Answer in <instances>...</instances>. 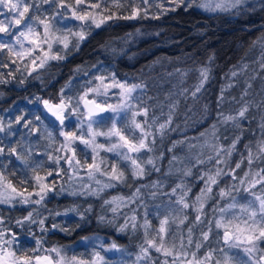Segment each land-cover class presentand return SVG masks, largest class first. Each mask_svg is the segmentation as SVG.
<instances>
[{"label": "snow or ice", "instance_id": "1", "mask_svg": "<svg viewBox=\"0 0 264 264\" xmlns=\"http://www.w3.org/2000/svg\"><path fill=\"white\" fill-rule=\"evenodd\" d=\"M172 8H164L163 0L161 3H155V0H0V9H7L5 14L12 15V19H0V58L7 57L12 64L18 62L24 63L23 71L28 72V77L21 79L19 84L23 85L29 77H32L38 70L45 69L50 66L52 61H65L73 52H79L81 46L86 43L95 33L96 30H104L112 26L115 21L119 20H135L141 17H147L149 9L157 7L161 10V14L167 11H175L177 8L186 6L188 8L199 7L208 12H226L236 11L242 13L245 11H254L257 6L264 11V0H167ZM55 6L50 15L38 14L32 15V10L40 12L44 6ZM143 6V7H142ZM130 9V11H129ZM154 19L159 16H153ZM64 22V26H60V22ZM71 21L78 22L74 27H68L67 23ZM16 28L15 32L12 29ZM139 31V30H137ZM130 35V34H129ZM112 41H105L99 45L102 50H107ZM259 44L262 52L260 56L259 67L264 69V34L253 42ZM113 51H115L113 49ZM14 58V59H13ZM215 57L208 56V64H202L194 71L198 72L197 82L193 85L190 95L193 101L198 100V95L205 88L206 83L211 79L212 69L209 66L213 63ZM30 62V64H29ZM100 64H92L90 68L83 65H76L72 69L75 76L83 73L84 76H90L91 70H98L99 74L87 79L82 85L83 91L76 97L66 96L65 90L70 89L72 77L60 88L58 99L59 102H53L50 99L36 97L37 101H42L44 109L59 121L60 136L63 141L58 148L53 147L56 143V137L52 131L47 128L41 132L40 128L34 126L33 121L24 119L21 116L16 117L15 123L24 124L29 129L28 135L36 133L41 139L49 141L48 147L52 151L45 152L47 161L51 165L46 169V161L36 162L33 160L31 151L27 154H21L22 145L18 142L15 147L0 146V155L6 151L9 156L15 155L16 159L21 161L26 169L31 172L30 177H25L19 181L20 185L25 187L18 188L12 180L0 171V204L11 205L19 202L24 205H38L43 207L44 202L49 198L50 193L56 195L68 192V195H88L99 197L105 189L113 188L117 184H125L129 187V179L136 181L149 174V170L156 172L161 171L157 167L156 161L159 157L149 155L147 159H143L145 153H153L155 151L156 137L161 140L165 138L167 133L178 131L173 128L174 118L179 108V101H172L168 104L167 118L160 123V117L154 114L150 115L153 108H163L162 102L149 105V101L156 98L148 96L143 99L148 91L146 81L140 80L136 83H129L127 78L121 80L116 72H109L105 68H98ZM0 66L8 67L0 59ZM248 65L242 64L239 68L233 65L226 78H237L246 69ZM17 71H21L17 67ZM190 70L176 69V73L183 80ZM14 77V73H10ZM169 76L173 73H169ZM39 78V77H35ZM255 79V76L252 77ZM10 81L5 79L3 73H0V84H6ZM233 87L232 83L222 86L220 95L217 97V108H220L225 101V92L228 88ZM251 83L246 81L245 87L240 94V99L232 100L241 106L235 114L224 115L222 111L216 114V121L205 129L198 137L185 136L182 140L173 141L169 152L173 151L177 145L188 143L192 139H204V143L199 145L202 149L201 153L194 157L195 164L183 170L184 176H192V167L195 165H205L208 162L215 161V170L209 169L202 172L197 178L203 181V187L199 194L191 203L188 200V193L191 188L181 182L171 189V195L176 196V200L169 201V207L179 205L177 212L168 211L164 215L157 212L156 219L158 225H154L148 218L149 210L147 205L141 201L139 206L145 208L143 220L141 222L137 210L132 209V214L127 215L122 212L128 208L129 204L141 198V189L147 188L149 185H140L135 188L130 196H114L103 201L102 209H107L112 213L111 218L106 215H100L97 220L101 223L115 225L123 215V223L116 227V231L125 233L131 229L135 234L138 230H143V241L138 244V252L135 256L133 264H264V167L256 168L255 165L260 163L264 165V98L259 104L253 105L251 101H246L245 97L249 95ZM264 91V88H262ZM139 94V95H138ZM171 93L165 97L171 100ZM180 95L185 100L188 99L189 89H182ZM115 98L116 103H109V99ZM83 105V108L81 107ZM255 106L261 109L260 136L244 143L246 129L242 125V121L248 119L250 107ZM161 116H164L161 110ZM210 115L208 104L203 106V115L201 120L207 119ZM75 117V127L67 130L71 118ZM191 118L186 117L185 126H190L188 121ZM110 124L106 127H97L101 122ZM35 122L40 123L41 117L37 115ZM199 123V121H195ZM231 124L237 130L230 144L221 143L219 136V128L221 125L227 126ZM87 125V132L84 126ZM12 122L7 126L0 120V133L11 134ZM99 137L105 138V143L99 142ZM227 140V137H224ZM114 141V142H113ZM243 143L244 151L240 155V159L235 162V167H231L233 154L237 151L238 146ZM78 145H83L85 154L90 150L91 159L81 160L78 158ZM197 145L189 144V149L196 148ZM207 149L209 155L205 158L203 150ZM63 151L64 155L59 153ZM246 152V155L244 154ZM70 153V154H69ZM101 153H113L116 159L110 160ZM164 155L163 152L160 154ZM179 158L173 156L169 161L172 165ZM247 162L248 170L243 172V176L239 175L238 169ZM30 164L32 165L30 168ZM62 164H67L71 170L69 176L70 181H81L79 191L66 189L61 184L59 191H56V182L53 180L49 183V179L54 175L63 176L65 169ZM54 165V167H52ZM222 165L224 167H222ZM227 168V171L225 170ZM81 170H84L89 183H83V177L80 176ZM131 173V176L127 172ZM43 173V174H41ZM171 173V168L169 173ZM11 175H15L12 173ZM106 177V180L97 179V176ZM224 179L230 178L232 181H238L239 187L235 183H226L225 187L220 188L218 195L221 200L228 198L233 202L227 207H217L214 211L220 213L217 219H209L207 230L200 232L199 238L193 236L194 228L204 221L205 204L213 199L214 188L219 187ZM92 182L97 186L92 187ZM153 188H160L162 185L159 181H154L150 185ZM259 186V192L257 187ZM31 187V191H29ZM246 193L251 199L244 204L237 203L236 195L233 193ZM153 197L156 193H151ZM33 197H36L33 199ZM163 205H158L159 209ZM239 207V214L230 212L232 209ZM185 209L195 211V221L187 228V236L185 237L180 226L188 220V216L180 215ZM93 212V207L89 205L83 212L78 207H70L65 209L64 213H49V215H67L68 213H77L81 220L86 218L87 213ZM229 214L231 219H226L225 214ZM48 218L40 214L39 208H33L24 215L15 220L17 226H29V235L34 234L30 231L31 226L38 225L41 233H48L50 230H59L60 232L70 233L73 229L64 227L58 223H52L51 229L46 225ZM213 223L216 229H222V236L216 232V242H223L220 248H209V250L201 256L199 253L207 245L212 238ZM176 225L177 231L173 232L172 226ZM80 225L77 224L76 227ZM11 233V235H9ZM82 239H89L83 237ZM35 247L30 249L23 248L17 242V234L12 229L6 227L5 218L0 215V264H111L100 250L93 249L90 254L73 255L69 257L66 254L64 245L52 246L45 248V239L41 235L34 236ZM102 250L107 252L124 253L126 249L112 242L106 248L101 245ZM231 249H241L246 259H240L238 256L230 254ZM153 252L158 253V257L153 256ZM120 264H124L123 261Z\"/></svg>", "mask_w": 264, "mask_h": 264}, {"label": "trees", "instance_id": "2", "mask_svg": "<svg viewBox=\"0 0 264 264\" xmlns=\"http://www.w3.org/2000/svg\"><path fill=\"white\" fill-rule=\"evenodd\" d=\"M162 0H155V3H161ZM164 8H172L167 0H163ZM55 6L44 5L40 12L32 10V15L46 14L50 15ZM143 7V6H142ZM130 11V9H129ZM153 16H159L154 19ZM78 22L71 21L67 23L68 27H74ZM60 26H64V22H60ZM139 30V31H137ZM130 34V35H129ZM264 34V11H261L257 6L254 11H245L237 13L236 11L226 12H206L199 7L188 8L182 6L175 11H167L161 14V10L157 7L149 9L147 17H141L135 20H119L115 21L111 27L104 30H96L94 35L81 46L79 52H73L71 56L65 61H52L50 66L38 70L32 77H29L26 82L21 85L19 81L28 77V72L23 71L24 63L18 62V64H12L10 60L5 57L0 59L4 63L8 64V67L0 66V73H3L5 79L10 82L6 84H0V120L5 126L12 122L11 134L0 133V146L15 147L19 142L22 147L20 148L21 154H27L31 151L33 154V160L39 162L41 160L46 161L45 168L47 169L51 162L47 161L45 152L52 151V148L48 147L49 141L41 139L36 133L31 136L28 135L29 129L24 124L15 123L16 117L21 116L26 120L33 121L34 126L40 128L41 132L46 137L47 133L44 129L47 128L52 131L56 137V143L53 147L58 148L63 141V137L60 136V125L53 121L43 110L41 105L42 101H37L36 97L40 96L43 99H50L53 102H58V95L60 88L72 77V83L70 89L65 90L66 96L76 97L83 91L82 85L85 84L87 79L99 74L98 70H91L90 76H84L83 73L78 76L73 75L72 69L76 65H83L85 68H90L92 64L100 62L98 68L102 67L109 72H116L118 78L123 80L127 78L129 83H136L140 80H144L147 83L148 91L143 99H147L148 96L156 99L149 101V105L156 104L157 102L163 103V108H153L150 111V115L154 114L160 117L159 122L162 123L167 118L168 104L172 101H179V108L174 118L173 128L178 127V131L169 132L163 140L159 136L156 137L155 151L153 153H145L143 159H147L149 155L159 157L156 161V165L161 171L156 172L149 170V174L139 180L133 181L129 179V187L125 184H117L113 188L105 189L99 197L88 195H68V192L56 195L50 193L49 198L44 202L43 207L38 205H24L18 201L11 205L0 204V215L5 218L6 227L12 229L17 234V242L22 245L23 248L30 249L35 247L34 236H44V247H52L54 245H64L66 247V254L71 257L73 255L90 254L93 249L100 250L101 254L105 258L111 261V264H120V260L115 255L106 254L100 246L94 241L79 242L83 237H102L110 242H115L119 246L124 247L126 251L124 253L130 255L131 253H137V245L143 241V230H138L135 234L131 232V229L125 233L117 232L115 229L120 223H123V215L120 216L115 225L107 223H101L97 220L100 215H106L111 218L112 213L107 209H102L101 205L106 199H110L114 196H130L136 187L140 185H149L147 188L141 189V198L135 202L129 204L128 208L123 209L122 212L131 215L132 209L137 210V214L142 222L145 208L139 206L141 201L144 205H147L149 210V219L154 225H158L156 219L157 212L160 215L166 214L168 211L177 212L179 205H173L169 207L168 202L175 201L176 196L171 195V189L183 182L191 188L188 193V200L191 203L195 200L199 194L200 189L204 186L203 181L197 177L209 169L215 170V161L206 163L205 165H195L192 167V176H184L183 170L191 165L195 164L194 157L201 153L202 149L199 145L204 143V139L199 140L192 139L188 143L183 145H177L176 148L169 152L173 141L182 140L187 137H198L205 129H209L210 126L216 121V114L218 111H222L224 115L235 114V112L241 106L232 100L235 97L236 100L240 99V94L245 87V82L251 83L249 89V95L245 97L246 101H251L253 105L259 104L264 98V69L259 67L260 56L262 49L257 43L253 46V42ZM111 40L112 43L107 50H102L99 45L105 41ZM113 49L115 51H113ZM213 55L215 60L209 66L212 69L211 79L206 83L205 88L198 95V100L193 101L190 92L193 85L197 82L198 72L194 69L198 68L202 64H208V56ZM14 59V58H13ZM247 64L248 68L237 78H226L225 74L230 72L233 65L239 68L242 64ZM30 64V62H29ZM17 67L21 71H17ZM176 69L190 70L187 76L181 80L179 74L176 73ZM10 73H14V77L10 76ZM169 73L173 75L169 76ZM255 76V79L252 77ZM39 77V78H35ZM232 83L233 87L228 88L225 92L224 104L217 108V97L220 95V89ZM189 89L188 99L185 100L180 95L182 89ZM171 93V100H166L165 97ZM139 95V94H138ZM109 103H116L115 98H111ZM209 105L210 115L207 119L201 120L203 115V106ZM161 110L164 116H161ZM261 109L252 106L249 109L248 119L242 121L243 127L246 129L244 143L248 140L255 141L260 136V129L258 124L260 122ZM39 115L41 122L36 123L35 117ZM186 117L191 118L188 123L190 126H185ZM195 121H199L196 123ZM75 117L71 118L68 122L70 127L67 130H72L75 127ZM110 124L101 122L96 125L97 127L106 128ZM85 133L87 132V125L84 126ZM237 130L231 124L219 128V136L221 143L227 145L231 143ZM227 137V140L224 139ZM99 142L105 143L104 137H99ZM114 142V141H113ZM189 144L197 145L196 148L189 149ZM244 151L243 143L238 146L237 151L233 154L231 161V167H235V162L240 159L241 153ZM161 152L164 153L161 156ZM60 155H64L61 151ZM70 154V153H69ZM246 155V152L244 153ZM110 160L116 159L113 153H101ZM209 155L207 149L203 150V156L205 158ZM173 156L179 159L172 165L169 161ZM78 158L81 160L88 159L90 162L91 153L90 150L85 154L83 145H78ZM32 165L30 164L29 168ZM54 167V165L52 166ZM65 169L63 176L54 175L49 179V183L54 180L56 182V191H59L61 184L68 189L79 191L81 181H70L69 176L72 174L67 164H62ZM222 167H224L222 165ZM256 168L264 167V165L257 163ZM171 168V173L169 169ZM227 171V168H225ZM248 170L247 162L242 165L241 169H238L239 175L243 176V172ZM0 171H3L6 176L18 187L23 188L25 185H20L19 181L26 176L30 177L31 172L26 169L24 164L17 160L15 155L9 156L7 151L0 155ZM15 173V175H11ZM43 174V173H41ZM129 177L130 171L127 172ZM80 176L83 177V183H89V180L84 172L81 170ZM97 179L106 180V177L97 176ZM224 182L220 183L219 187L214 188L213 199L209 200L205 204V217L204 221L200 225H196L194 228L193 236L199 238L202 230H207L208 220L217 219L220 217L218 211H214L217 207H227L228 204L233 201L221 198L215 193L219 192L220 188L225 187L226 183H235L239 187L238 181H232L230 178L224 179ZM154 181H159L162 187L153 188L150 185ZM97 185L92 182V187ZM31 191V187L28 189ZM155 192L156 196L153 197L151 193ZM259 192V186L257 187ZM237 197L238 204H244L248 199H251L246 193H233ZM36 197H33L35 199ZM89 205L93 207V212L87 213L84 220L80 219L77 213H68L67 215H49V213H64L65 209L70 207H78L80 212H83ZM158 205H163L159 209ZM33 208H39L40 214L47 217L46 225L51 229L52 223H58L64 227L73 229L70 233L60 232L59 230H50L48 233H41L39 226H31L30 231L34 234L29 235V226L25 224L20 227L15 224V220L24 215H27L28 211ZM231 213L238 215L239 207L230 210ZM187 215L188 220L180 226V230L183 231L185 237L187 236V228L195 221L196 213L192 209H185L180 215ZM226 219H231L229 214H225ZM79 224V227L76 225ZM213 235L209 242H206V247L200 251V255L203 256L209 248H220L223 246L221 240L220 243L216 242V232H219L222 236V229H216L213 223ZM173 232L177 231L176 225L172 226ZM11 235V233H9ZM230 254L238 256L240 259H246L241 249H231ZM154 257H158L159 254L153 252ZM124 264H127L129 259L123 258Z\"/></svg>", "mask_w": 264, "mask_h": 264}, {"label": "rangeland", "instance_id": "3", "mask_svg": "<svg viewBox=\"0 0 264 264\" xmlns=\"http://www.w3.org/2000/svg\"><path fill=\"white\" fill-rule=\"evenodd\" d=\"M205 11V10H203ZM8 12L7 9H0V19H8V20H11L12 19V15L11 14H8L7 16L5 15L6 13ZM208 12V11H206ZM16 31V28H13L12 29V32H15ZM0 36H3V34H0ZM89 239H80L78 243L80 242H87V241H94L98 246L101 247V245H103L105 248L110 245L112 242L108 241V240H104V238L102 237H88ZM106 254L108 255H116L119 259H122L123 256L127 257L128 254H125V253H120V252H107ZM135 256H136V253H131L130 257H129V261L127 264H133V262L135 261Z\"/></svg>", "mask_w": 264, "mask_h": 264}, {"label": "water", "instance_id": "4", "mask_svg": "<svg viewBox=\"0 0 264 264\" xmlns=\"http://www.w3.org/2000/svg\"><path fill=\"white\" fill-rule=\"evenodd\" d=\"M58 102H56V103H58ZM42 106H43V104H42ZM81 107L83 108V105H81ZM43 109H44V107H43ZM44 111L50 118H52L57 124H59V121H57L56 118L51 115V113H48L46 109H44Z\"/></svg>", "mask_w": 264, "mask_h": 264}, {"label": "flooded vegetation", "instance_id": "5", "mask_svg": "<svg viewBox=\"0 0 264 264\" xmlns=\"http://www.w3.org/2000/svg\"><path fill=\"white\" fill-rule=\"evenodd\" d=\"M104 240H106L105 238H104ZM133 254V253H132ZM131 255V254H130ZM130 255H128L126 258H127V260L129 259V257H130ZM120 260V259H119Z\"/></svg>", "mask_w": 264, "mask_h": 264}]
</instances>
